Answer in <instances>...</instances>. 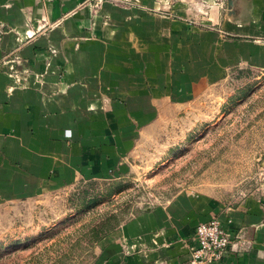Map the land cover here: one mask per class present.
I'll use <instances>...</instances> for the list:
<instances>
[{"label":"crops","instance_id":"1","mask_svg":"<svg viewBox=\"0 0 264 264\" xmlns=\"http://www.w3.org/2000/svg\"><path fill=\"white\" fill-rule=\"evenodd\" d=\"M96 3L0 0V66L20 55L0 67V200L106 176L159 103L200 96L237 63L264 68V0H237L241 25L228 0ZM74 39L95 40L64 50ZM10 65L44 74L43 89L13 91ZM178 199L124 223L97 264H190L198 226L213 219L232 239L219 264H264V190L236 207Z\"/></svg>","mask_w":264,"mask_h":264},{"label":"rangeland","instance_id":"2","mask_svg":"<svg viewBox=\"0 0 264 264\" xmlns=\"http://www.w3.org/2000/svg\"><path fill=\"white\" fill-rule=\"evenodd\" d=\"M94 40H65L63 49ZM19 58L9 54L0 67ZM10 66L4 73L13 91L32 82L43 89L44 74ZM157 108L156 120L136 130L121 166L106 176L48 183L25 198L0 200V264H97L102 243L138 213L185 195L236 207L263 192L264 68L237 63L200 96ZM111 221L120 222L116 230L90 248L85 234Z\"/></svg>","mask_w":264,"mask_h":264},{"label":"built area","instance_id":"3","mask_svg":"<svg viewBox=\"0 0 264 264\" xmlns=\"http://www.w3.org/2000/svg\"><path fill=\"white\" fill-rule=\"evenodd\" d=\"M196 247L190 264H219L232 247L230 234L219 220L201 223L196 230Z\"/></svg>","mask_w":264,"mask_h":264},{"label":"trees","instance_id":"4","mask_svg":"<svg viewBox=\"0 0 264 264\" xmlns=\"http://www.w3.org/2000/svg\"><path fill=\"white\" fill-rule=\"evenodd\" d=\"M98 203V200H94ZM139 214V213H138ZM120 222H102L98 225L93 226V228L89 229V231L85 234V238H87L88 246L91 248L95 243L104 239L107 235L111 234L114 230H116L117 226Z\"/></svg>","mask_w":264,"mask_h":264},{"label":"water","instance_id":"5","mask_svg":"<svg viewBox=\"0 0 264 264\" xmlns=\"http://www.w3.org/2000/svg\"><path fill=\"white\" fill-rule=\"evenodd\" d=\"M237 10V0H228L227 20L235 23L236 25H241L243 22L237 18Z\"/></svg>","mask_w":264,"mask_h":264}]
</instances>
